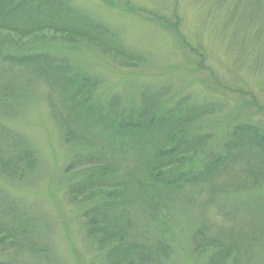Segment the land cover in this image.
<instances>
[{"label": "rangeland", "instance_id": "1", "mask_svg": "<svg viewBox=\"0 0 264 264\" xmlns=\"http://www.w3.org/2000/svg\"><path fill=\"white\" fill-rule=\"evenodd\" d=\"M65 1L113 30L136 62L135 70H122L103 57L100 46L86 43L84 53L69 57L77 73L100 81L94 99L108 123L121 110H137L146 125L162 115L170 120L185 114L189 122L182 123L178 135L201 137L207 150L227 142L238 126L264 123V111L245 109L254 97L264 110L262 5L248 7L246 0L132 2L171 23L178 16L175 34L105 0ZM197 50L204 62L194 54ZM0 77V264H128L125 250L132 245L111 235L124 232L128 211H110L101 222L103 231L91 237L86 226L90 209L103 207L109 188L91 197L73 195L81 178L71 166L85 156L86 163L112 166V182L123 191L127 183L135 186L145 178L134 164L135 154L125 147L143 143L149 154L159 148L158 131L113 143L107 124L73 112L39 72L21 66ZM185 106L195 109L188 114ZM23 151L31 154L30 167L20 179L14 172L25 161ZM242 151L245 157L231 172L153 195L160 198L156 209L137 207L128 243L150 251L164 238L169 249L153 254L157 264H264V152ZM187 158L184 168L199 163L197 155ZM257 181L260 185L253 186ZM152 188L157 189L145 181L143 189ZM143 196L147 203L150 197Z\"/></svg>", "mask_w": 264, "mask_h": 264}, {"label": "trees", "instance_id": "2", "mask_svg": "<svg viewBox=\"0 0 264 264\" xmlns=\"http://www.w3.org/2000/svg\"><path fill=\"white\" fill-rule=\"evenodd\" d=\"M105 1L111 7L117 6L121 10L136 14L150 23L160 24L178 34L180 27L178 16H174L175 22L171 23L164 17L133 5L132 2L136 0ZM245 3L248 7L251 4L256 8L262 5L264 18V0H246ZM26 41L30 43L25 44ZM85 43L100 46L103 57L117 62L122 70H135L137 67L130 52L120 45L113 30L74 9L68 1L0 0V65H6L9 69L0 71L1 76L21 66L29 71L39 72L43 78L52 83L51 87L54 91L57 90L63 101L72 106L73 112L80 111L89 114V117L96 116L100 123L107 124L106 130L110 132L109 136L113 143L121 139H144L158 131L159 148L150 150L149 154L143 143L125 147L127 153L135 154L137 162L135 161L134 164L138 165L145 178L138 180L135 186L127 183L123 191H117L118 184L112 182V166L86 163L89 156L79 157L71 166L72 174L81 178L72 188L73 195L91 197L98 189L109 188L103 199V207L96 204L98 206L90 209L91 218L86 222L90 236L96 237L103 231L104 225L102 226L101 222H104L110 211L127 210L128 214L124 218L128 217L129 222L122 227L124 232L119 230L111 235L117 236L119 243L123 245H132L133 248L126 247L125 250V256L129 257L128 264H157L159 262L153 254L159 255L163 251L168 252L169 249L164 238L157 240L150 251L143 244L127 241V233L131 239L134 230L132 216L134 217L136 208L145 210L146 207L153 206L156 209V206L160 205V198L153 195L175 191L192 183H209L224 173L231 172L239 159L245 157L242 149L253 152L260 148L264 152V123L252 121L236 127L228 136L227 142L212 150H207L203 146V139L199 136L178 135L177 131L180 133L184 131L182 123L189 122L183 119L185 114L180 115L181 117L173 116L170 120L162 115L159 118L155 117L149 125H146L138 116L137 110H121L116 112V120L109 125L107 116L103 114L104 110L96 108L94 99V92L100 81L85 72L77 73L69 59L72 52L84 53L85 48H89L85 47ZM194 54L205 61V55L198 50ZM218 86H221L220 83ZM185 107H187L185 112L188 114L195 109ZM255 108L260 112L264 111L253 97V101L245 103V109L255 110ZM191 154L198 156L199 163L184 168L187 157ZM22 155L25 161L14 172L18 177L20 176V179L26 176L31 157L28 151H23ZM178 168L181 170H177ZM145 181L153 182L157 189L144 190ZM256 185H260L258 181L253 186ZM111 188L114 190L111 191ZM143 192L147 198L150 197L147 203L144 201ZM141 201L144 204H141ZM159 238L162 237L159 235ZM103 239L107 238L103 237ZM4 241L6 240L2 239L1 244Z\"/></svg>", "mask_w": 264, "mask_h": 264}]
</instances>
